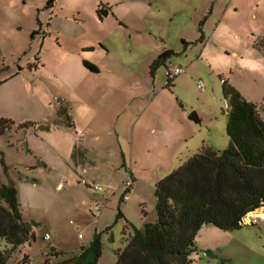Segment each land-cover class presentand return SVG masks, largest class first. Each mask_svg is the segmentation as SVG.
I'll use <instances>...</instances> for the list:
<instances>
[{"label": "rangeland", "instance_id": "1", "mask_svg": "<svg viewBox=\"0 0 264 264\" xmlns=\"http://www.w3.org/2000/svg\"><path fill=\"white\" fill-rule=\"evenodd\" d=\"M215 1L55 0L47 8V0H0V117L14 123L0 138V185L13 184L23 221L37 224L35 241L8 264L24 255L41 264L50 246L71 256L95 233L103 245L97 264H115L133 229L156 222V184L202 148L228 147L221 80L258 99L264 55L252 48L245 14L221 20L224 1L210 13ZM99 6L109 8L102 19ZM165 51L172 55L151 75ZM176 67L184 72L169 80L166 70ZM34 122L56 129L26 142ZM76 133L78 169L39 164L36 152L50 144L61 159ZM126 181L130 193L120 201ZM96 203L103 207L92 213ZM253 216L235 231L202 226L193 264H264V219ZM6 247L0 239V252Z\"/></svg>", "mask_w": 264, "mask_h": 264}, {"label": "trees", "instance_id": "2", "mask_svg": "<svg viewBox=\"0 0 264 264\" xmlns=\"http://www.w3.org/2000/svg\"><path fill=\"white\" fill-rule=\"evenodd\" d=\"M54 2L47 0L46 7L51 8ZM108 11L99 6L98 18L106 17ZM35 34L33 31L31 37ZM171 55V51L160 54L151 63L150 74ZM82 65L98 74L90 62L83 60ZM221 82V93L228 103L224 111L228 147L223 151L202 148L156 184V222L145 224L142 230L133 229V234L125 238V247L115 253V264H193L195 237L202 226L240 230L248 214L264 207V119L258 105L247 101L226 81ZM13 124L10 119L0 118V138ZM67 125L73 127L72 122ZM130 188H124L120 201H124ZM119 218L120 212L116 219ZM35 227V222L23 221L13 184L0 185V239L7 245L0 252V264H8L19 248L35 241ZM50 250L41 264H97L103 245L101 235L95 233L86 246L71 256L51 247ZM17 264H30V260L24 255Z\"/></svg>", "mask_w": 264, "mask_h": 264}, {"label": "crops", "instance_id": "3", "mask_svg": "<svg viewBox=\"0 0 264 264\" xmlns=\"http://www.w3.org/2000/svg\"><path fill=\"white\" fill-rule=\"evenodd\" d=\"M220 1V2H219ZM223 4L220 7L222 10L221 14V20L226 17V15H236L239 12H242L246 16V20L249 21L251 24H254L250 27L248 33L253 38L251 42L252 48H255L257 50L258 54L264 55V6L259 2H246L245 0H223ZM221 3V0H216L212 3V8H210V13L215 10L216 4L219 5ZM212 16V15H211ZM204 18H202L203 20ZM207 19V18H206ZM205 19V21H206ZM204 21V22H205ZM234 55H236L235 52H233ZM2 71V70H0ZM17 73L16 75H18ZM3 82H6V78H3ZM227 82V81H226ZM1 84V82H0ZM233 88H235L247 101L252 102L259 107L261 105H264V93H262L258 99L253 98V94L251 93H245L237 86L233 85ZM258 95V94H257ZM5 118V117H0ZM262 118L264 119V111L262 112ZM9 119V118H5ZM48 122V121H44ZM44 122H34L33 126L35 125L36 129L33 130V132H26L25 133V139L26 142H29V138L32 136L34 137H40L43 136L47 138L45 135H49L52 131L56 129V124L52 123L54 126H43L40 128V125H42ZM32 127V126H30ZM39 128V129H38ZM75 129V126L72 127ZM74 140L72 142H69L65 145V154L64 156L59 159L58 156L55 154H59L55 152V149L48 144V150L42 151L41 153H35L34 150L30 149L27 145V151L30 153L37 154V158L39 159V164L45 167H51L53 165L54 167H57L64 172L67 171H73L74 168L78 169L79 162L82 164L83 161V147L81 146V135H78L76 133ZM80 142V143H79ZM51 150V152H49ZM77 157H80V159L76 160ZM75 162V163H74ZM77 162V164H76ZM66 176V175H65ZM60 185V184H59ZM58 185V186H59ZM255 217H259L261 220L264 219V207L255 211ZM92 237L88 241V243L91 241ZM87 245V244H86ZM85 245V246H86ZM51 248L57 250L53 246H50Z\"/></svg>", "mask_w": 264, "mask_h": 264}, {"label": "built area", "instance_id": "4", "mask_svg": "<svg viewBox=\"0 0 264 264\" xmlns=\"http://www.w3.org/2000/svg\"><path fill=\"white\" fill-rule=\"evenodd\" d=\"M183 72H184V70L182 68L176 67L173 70L172 69H167L165 73H166V76L169 79H172L173 77H176V76L182 74ZM197 88L201 89V90L203 89L201 83H199L197 85ZM224 104H225V109H226L228 107V103L225 101ZM130 186H131L130 181H126L125 184H124V188L130 187ZM93 189L96 190V189H99V188H98V186L94 185ZM124 198H126V197L124 196ZM102 207H103V204H99V203L94 204L93 208H92V213H99L101 211ZM43 238L45 240H49V236L47 234H44Z\"/></svg>", "mask_w": 264, "mask_h": 264}, {"label": "water", "instance_id": "5", "mask_svg": "<svg viewBox=\"0 0 264 264\" xmlns=\"http://www.w3.org/2000/svg\"><path fill=\"white\" fill-rule=\"evenodd\" d=\"M188 119L194 121L195 123H199V119L195 112L190 113Z\"/></svg>", "mask_w": 264, "mask_h": 264}, {"label": "bare ground", "instance_id": "6", "mask_svg": "<svg viewBox=\"0 0 264 264\" xmlns=\"http://www.w3.org/2000/svg\"><path fill=\"white\" fill-rule=\"evenodd\" d=\"M255 213H256V212L250 213V214H248L246 217H247V218L254 217L253 215H254Z\"/></svg>", "mask_w": 264, "mask_h": 264}]
</instances>
